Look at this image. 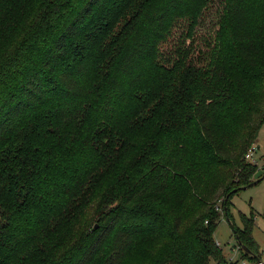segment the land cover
<instances>
[{"label": "trees", "instance_id": "16d2710c", "mask_svg": "<svg viewBox=\"0 0 264 264\" xmlns=\"http://www.w3.org/2000/svg\"><path fill=\"white\" fill-rule=\"evenodd\" d=\"M263 125L264 0H0V264H223L222 217L261 260Z\"/></svg>", "mask_w": 264, "mask_h": 264}, {"label": "rangeland", "instance_id": "374dc122", "mask_svg": "<svg viewBox=\"0 0 264 264\" xmlns=\"http://www.w3.org/2000/svg\"><path fill=\"white\" fill-rule=\"evenodd\" d=\"M219 8V5L215 3V5H211L210 9H207L204 12L199 24L195 27L194 31H192L193 37H189L185 34L188 32V25L182 24V22L176 24L173 32L167 38V41L163 43L165 44V48L168 44H179L181 39H184L183 45L184 47H187L190 40L193 38L196 52L199 49H206V47L203 46V42L205 39H209V35L213 34L212 31L214 32L215 30V21ZM184 34L185 37L183 36ZM198 45L200 47H198ZM196 55L198 54L196 53L193 56V59H196ZM202 57L203 54L201 51L200 57L197 60L198 63H200ZM258 145L259 148H256L253 154V159L256 162L254 164L258 168L257 170L264 172V125L258 135ZM230 208L234 222L238 226H241L239 212H242L245 215H250L251 211H253L255 226L252 231V237L258 245L261 255L260 258L264 262V178L256 185L246 189H241L234 194L231 197ZM214 239L216 242H219V246L223 250L224 257L227 258L230 256L238 261L242 259L241 250L239 249L241 247H237L236 238L233 236L232 229L223 217L214 232ZM244 260L251 262L248 259Z\"/></svg>", "mask_w": 264, "mask_h": 264}, {"label": "built area", "instance_id": "2783aa9c", "mask_svg": "<svg viewBox=\"0 0 264 264\" xmlns=\"http://www.w3.org/2000/svg\"><path fill=\"white\" fill-rule=\"evenodd\" d=\"M255 147L253 148H250L246 155H245V158L248 160V161H252V163H256L253 159V154H254V151H255ZM217 245L219 246V242H217ZM264 262L262 260H255V261H251V262H247L246 260L244 259H241L240 261L234 259L233 257H227L225 262L223 264H263Z\"/></svg>", "mask_w": 264, "mask_h": 264}, {"label": "water", "instance_id": "95a60500", "mask_svg": "<svg viewBox=\"0 0 264 264\" xmlns=\"http://www.w3.org/2000/svg\"><path fill=\"white\" fill-rule=\"evenodd\" d=\"M263 178H264V174H263L261 177H259V178L255 179L254 181L250 182L249 184L243 186L242 189H246V188H249V187H251V186L256 185V184L259 183ZM226 220H227V222L229 223V226H230V228L232 229V232L235 233V229H234V227H233L232 222L229 220V218H227ZM97 226H98V225L95 224L94 228H97ZM235 238H236L237 243L240 244L241 242H240V240L238 239V236H237L236 234H235ZM240 247H241L244 251H246L248 254H250L251 256L255 257L256 260H259V259H258V258H257V257H256V256L250 251V250H248L245 246L240 245Z\"/></svg>", "mask_w": 264, "mask_h": 264}, {"label": "crops", "instance_id": "0c3cea01", "mask_svg": "<svg viewBox=\"0 0 264 264\" xmlns=\"http://www.w3.org/2000/svg\"><path fill=\"white\" fill-rule=\"evenodd\" d=\"M256 148H259V145H257V147ZM225 221H227L226 219H225ZM218 242V241H217Z\"/></svg>", "mask_w": 264, "mask_h": 264}]
</instances>
